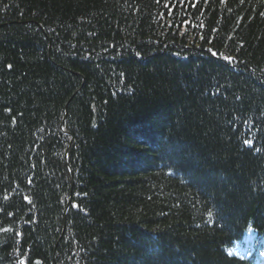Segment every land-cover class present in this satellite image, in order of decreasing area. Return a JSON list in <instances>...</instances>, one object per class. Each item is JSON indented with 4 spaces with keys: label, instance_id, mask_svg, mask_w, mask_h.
Masks as SVG:
<instances>
[{
    "label": "trees",
    "instance_id": "1",
    "mask_svg": "<svg viewBox=\"0 0 264 264\" xmlns=\"http://www.w3.org/2000/svg\"><path fill=\"white\" fill-rule=\"evenodd\" d=\"M251 229L264 0H0V264H264Z\"/></svg>",
    "mask_w": 264,
    "mask_h": 264
},
{
    "label": "rangeland",
    "instance_id": "2",
    "mask_svg": "<svg viewBox=\"0 0 264 264\" xmlns=\"http://www.w3.org/2000/svg\"><path fill=\"white\" fill-rule=\"evenodd\" d=\"M257 237H258L257 234L253 230H251L245 235V238L242 240V243L244 244V248H242L241 245H236L233 248H231L230 251L232 252V254L244 253L247 256H249L251 252L254 251L257 246V243H258ZM263 242L264 241H262V244L264 245ZM262 256L264 257V246L262 248Z\"/></svg>",
    "mask_w": 264,
    "mask_h": 264
},
{
    "label": "snow or ice",
    "instance_id": "3",
    "mask_svg": "<svg viewBox=\"0 0 264 264\" xmlns=\"http://www.w3.org/2000/svg\"><path fill=\"white\" fill-rule=\"evenodd\" d=\"M250 143V142H249Z\"/></svg>",
    "mask_w": 264,
    "mask_h": 264
}]
</instances>
